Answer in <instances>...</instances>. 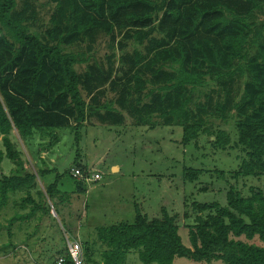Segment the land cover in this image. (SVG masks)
Returning a JSON list of instances; mask_svg holds the SVG:
<instances>
[{"label": "trees", "instance_id": "obj_1", "mask_svg": "<svg viewBox=\"0 0 264 264\" xmlns=\"http://www.w3.org/2000/svg\"><path fill=\"white\" fill-rule=\"evenodd\" d=\"M50 2L48 24L36 32L27 24L26 1L19 11L17 0H0V167L4 159L13 165L9 174L0 173V209L20 191L25 193L21 207L31 205L27 213L12 216L9 225L37 213L40 221L46 217L60 235L55 250L63 264H75L67 240L78 236L59 214L71 196L88 187L70 176V168L90 167L76 162L67 170L75 180L68 193L60 189L58 175L44 183L52 171L25 161L18 148L38 135L48 139L39 152L48 151L63 129L77 134L88 125L124 126L128 119L149 128L180 126L183 146L206 135L220 150L243 153L233 178L264 176V0ZM218 119L234 124L233 144L229 133L216 128ZM202 172L189 168L184 177L193 181ZM132 205L129 220H110L78 240L82 264H125L131 251L143 264H173L176 257L264 264L260 188L251 187L244 196L230 185L224 205L193 203L188 244L179 233L177 214L162 208L159 217L149 218L136 201Z\"/></svg>", "mask_w": 264, "mask_h": 264}, {"label": "rangeland", "instance_id": "obj_2", "mask_svg": "<svg viewBox=\"0 0 264 264\" xmlns=\"http://www.w3.org/2000/svg\"><path fill=\"white\" fill-rule=\"evenodd\" d=\"M25 1L28 5L26 14L30 16L27 24L32 30L41 32L48 24L53 4L50 0H17L19 11L23 9ZM103 44L99 45L101 54L104 52ZM143 47L141 45L138 49L142 51ZM69 50L77 51L78 48ZM127 50L131 51L132 47L128 46ZM128 123L129 119L124 126L88 125L79 129L77 134L71 129L60 130L59 142L51 146L48 153L42 154L43 157H40L39 146L45 144L47 138L41 139L36 135L27 140L25 146L21 143L18 145L25 161L30 159L36 168L52 171L42 179L44 183L51 182L58 175L60 189L68 193L75 189V180L67 172L74 163L103 173L100 183L86 187L85 193L75 194L77 198L71 196L67 209L60 211V219L64 220L72 234L77 233L80 242L86 239L87 234L93 235V228L98 225H106L111 223L110 220L119 218L129 220L133 213L132 203L136 201L149 218L159 217L162 208L170 214H177L179 233L188 244L187 226L194 223L196 215L193 203L218 202L224 205L225 193L230 185L244 196L249 195L251 187L264 191V176L232 177L243 157L238 149L220 150L210 144L215 138L210 139L206 135L183 146L180 126L157 123L149 128L148 125ZM216 125V128L229 133L230 144H233L236 140L234 124L218 119ZM12 166L4 159L0 173L9 174ZM189 168L203 172L195 180L189 181L184 177ZM219 172L224 173L220 175ZM38 183L40 185L41 181ZM24 197L22 191L10 194L7 204L0 209V264H53L60 257L63 258L55 250L61 240L59 233L49 227L46 217L40 221L37 219L40 214L37 213L30 220L9 225L12 216L29 211L30 204L21 207ZM32 197L38 200L34 191ZM83 212L82 220L76 221ZM95 258H99L97 253ZM125 264L143 263L139 261L137 253L131 251L126 256ZM173 264L222 263L176 257Z\"/></svg>", "mask_w": 264, "mask_h": 264}, {"label": "built area", "instance_id": "obj_3", "mask_svg": "<svg viewBox=\"0 0 264 264\" xmlns=\"http://www.w3.org/2000/svg\"><path fill=\"white\" fill-rule=\"evenodd\" d=\"M70 176L74 179L79 180L87 184L88 187H92L97 183H100L103 178V173L99 170L90 168L89 170H84L76 167H71L69 170ZM67 248L71 258L75 264H82V252L81 244L76 239L67 240ZM64 259L59 258L56 264H63Z\"/></svg>", "mask_w": 264, "mask_h": 264}, {"label": "crops", "instance_id": "obj_4", "mask_svg": "<svg viewBox=\"0 0 264 264\" xmlns=\"http://www.w3.org/2000/svg\"><path fill=\"white\" fill-rule=\"evenodd\" d=\"M51 151V150H50ZM49 151L40 152V157H43L42 154L48 153Z\"/></svg>", "mask_w": 264, "mask_h": 264}, {"label": "water", "instance_id": "obj_5", "mask_svg": "<svg viewBox=\"0 0 264 264\" xmlns=\"http://www.w3.org/2000/svg\"><path fill=\"white\" fill-rule=\"evenodd\" d=\"M210 139H213V137L211 136V137H209ZM51 213L52 214H54V217H55V213H54V211L53 210H51Z\"/></svg>", "mask_w": 264, "mask_h": 264}]
</instances>
